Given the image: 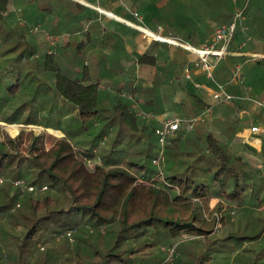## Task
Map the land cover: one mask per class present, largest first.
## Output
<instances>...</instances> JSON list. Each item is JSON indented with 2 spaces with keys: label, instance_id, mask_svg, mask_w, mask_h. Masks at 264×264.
<instances>
[{
  "label": "trees",
  "instance_id": "1",
  "mask_svg": "<svg viewBox=\"0 0 264 264\" xmlns=\"http://www.w3.org/2000/svg\"><path fill=\"white\" fill-rule=\"evenodd\" d=\"M17 1L27 3L23 6L25 22L11 11L15 0H0V77L25 73L27 83L35 86L37 95L42 93L40 89L45 94L57 95L75 112L65 134L55 137L49 146L46 141L51 134L47 130L21 128L12 137L0 125V171L16 162L13 169L21 174L11 179L24 178L36 186L22 197L24 206L19 216L11 213L20 201L19 188L12 185L16 203L0 202V214L14 216L11 228L0 232L3 238L0 264H155L165 256L162 246L171 244L184 232L199 236L185 241L197 250H189L181 242L173 264H264V244L259 245L262 233L227 236L222 242L223 250L199 249L213 244L209 237L215 222L226 220L235 208L242 207L244 197L250 195L246 189L255 187L251 195L257 193L259 207H264V181L255 180L256 176L264 177V172L255 169L242 155L231 152L215 133L185 130L178 132L169 149L176 152L180 143H192L194 149L188 154L196 155L194 163L168 173L162 162V171L159 170L153 164L158 155L154 145L156 123L138 116L134 109V98L140 93L141 84L131 85V99L123 101L121 89L115 93L104 89L101 83L106 75L99 71L101 75L95 77L96 72L85 62V44L90 42V32L96 30V25L92 31L87 25L91 18L89 9H93L76 0ZM249 16L248 12V33L252 34L256 14L251 19ZM47 19L52 21L50 34L55 36L69 30L75 37L74 46L69 41L58 50H51L47 32H32L33 27ZM27 22L31 24L30 31ZM262 23L264 20L260 18L257 25ZM82 30L88 39L76 38ZM240 32L231 48L246 37ZM66 51L72 54L67 64L61 56ZM168 58L169 64L156 73L152 85L141 89L139 96L150 97L148 102L144 101L145 105L175 94L172 79H182L177 69L180 65L184 68L188 56L174 48L169 50ZM4 61L8 63L6 68L1 65ZM106 62L107 73H113L110 59ZM138 62L152 67L161 64L159 56L146 52L139 54ZM232 62L230 56L223 65ZM20 79L9 87L10 95L17 96ZM162 82L167 86H162ZM190 82V86H185V102L172 104L199 112L204 103L197 94L196 81ZM243 106L240 101L235 102V108L240 110ZM251 119L248 123L259 122ZM0 121L17 120L15 117L3 120L0 115ZM244 121L237 119L231 124L241 127ZM46 127L57 124L48 123ZM116 127L119 128L113 137L111 131ZM136 135V141L131 142ZM139 144L141 148L132 149ZM23 167L25 172L36 171L37 176L28 179L22 173ZM167 169L170 170V163ZM205 174H214L218 193H213L203 181ZM214 196L220 200L210 208L209 201ZM202 209L210 216L202 215L199 212ZM69 228L75 229L73 242L68 237L59 239L57 233ZM245 240H249L250 246H243ZM189 258L192 260L186 261Z\"/></svg>",
  "mask_w": 264,
  "mask_h": 264
},
{
  "label": "crops",
  "instance_id": "2",
  "mask_svg": "<svg viewBox=\"0 0 264 264\" xmlns=\"http://www.w3.org/2000/svg\"><path fill=\"white\" fill-rule=\"evenodd\" d=\"M76 1L83 3L81 0ZM87 1L94 2V4H96L97 6L106 11H110L111 13H113V15L117 16H107L106 14L99 12L92 6L85 4L87 7L93 9H89L91 18L87 24L88 28H91L90 31H92L93 26L96 25V30L90 32V42H87L85 44L83 57L86 60L85 62L90 59L92 62H94L93 64L95 65H93V67L92 64H88V62L87 64L90 68H92L94 72H96L95 77L100 74V72H102L101 74L104 73V75L107 74L109 70L104 66L107 65L106 60L109 61L110 59L109 64L112 65L110 71H112L113 73L114 71L116 72V70H119L117 72L123 73L127 71V69L130 71L137 69V72L139 70L145 72L143 77H148L147 81L150 83V85H152V80L153 77L156 76V73L159 70L164 71L165 66L169 64V50L174 48L179 49V51H182L188 56V61L183 69L181 65L177 69L181 72L182 79H172L173 86L176 89L175 94L166 99H156L155 101H153V103L150 102V104L147 105L144 104V101L146 99L145 96H138L136 100L138 102L134 104V109L137 113L141 111H152L154 113L163 115L180 114L186 118L197 116L199 117V120L195 122L192 130H187L184 126L181 127V130H185L186 132L199 131L202 134L205 132H213L216 135L220 136L225 146L231 152L242 155L244 159L249 162V164L251 163L254 166L255 158H257L255 152L264 151V108H260L246 100H236L240 101L244 105L240 110L235 108L236 101L217 104L212 97V91L215 88V83L207 76H205V74H203L199 69L194 67L196 54L179 46L161 42L155 40L152 37L145 36L137 28L131 26L130 24L127 25L123 21H120V18L128 17L129 20H134L131 14L133 15L134 11L138 13L136 11L138 10L141 14L144 15L145 24L149 27V29L155 31L158 30L159 26H162L164 34L182 36L183 38L189 40L193 45L200 47L208 42L217 26L228 23L232 20L235 6L234 0H123V2H119L120 5L116 4L117 0ZM222 1L225 2L224 5L222 4ZM239 2L240 4L247 5V23L248 12L250 13L249 19H251L252 16L256 14V17H254L256 20V29L254 26L255 33L249 34L248 32L246 33L239 30L245 33L246 37L242 41H239L238 44L245 41V46L244 48H242L240 54H228L217 63L214 70L215 78L217 77L218 80H221L220 82L230 81L233 67L236 64L240 63L242 64L241 79L230 82V84L228 85V90L234 94H251L257 98L264 99V63L260 60L248 59V57L252 54H262L264 52V24L262 23L257 25V22L258 20H260V18H262V21L264 20V0H252L251 2H249V0H239ZM127 7L128 11L130 9L131 14L127 13ZM136 20L137 19H135V21ZM139 34H142L146 37V39H148L147 44L145 45L144 49H139L138 52H133L140 41L138 39ZM77 35L80 36V38L76 37L78 40L88 39L85 35V31L83 30L78 32ZM70 39L71 38L69 36V39L66 41V43L69 41L72 42V40ZM75 43L73 42V46ZM238 44L233 45L235 47L238 46ZM143 52L159 56V60L161 61V64L159 66H161V68H159V66L152 67L150 65H141L138 62V57L139 54ZM84 53L87 57L90 55L89 58H86ZM132 53H134L135 55L139 53L138 57L134 59L129 58V55H132ZM228 56L233 57V62L232 64L228 63L227 66H224L223 62H225L229 58ZM238 56L242 57V61H239ZM187 66H190L192 69L190 77H187L185 75V68ZM131 75H134V72L131 73ZM134 77L136 78V76ZM116 78L117 79L115 84L113 83V85H106L102 82V87L111 93H115L117 89H121L122 94L125 92L130 94L131 85L134 86L141 84L138 80L132 78L134 83L132 82L131 85H128L126 81L125 86V84L119 81V77ZM129 79H131V77ZM193 80L196 81V83L194 84L197 85V94L200 96L202 102L204 103V107L200 109L199 112L196 111L197 109H194L192 110V112H190L187 108H178V106L174 105H180L181 103L185 102L187 97L185 86H190L189 83H191L190 81L193 82ZM164 82H162V86H167V84H165ZM147 99L146 101L148 102L149 100ZM172 102L174 104H172ZM145 106L147 108H145ZM207 106H212V111L201 115L205 107ZM250 118H252V121L258 119L259 122L248 123L247 120ZM237 119L246 121H244L241 127L236 126L235 124H231L234 120ZM152 121L157 125V122L155 120ZM3 123V121H0V125H3ZM253 126H258L262 130L252 131L251 128ZM238 139H241L242 142L237 143ZM185 145L186 143H180L178 151L176 150V152L175 150L171 151V149H169V147L171 146L170 145L166 150L167 152L165 157L163 158V164H168L169 166L170 162L166 161L167 158H171L173 152H175V154L183 153L182 148L185 147ZM190 146L192 147V149L187 150V153L191 152V150L194 149L193 145ZM214 198L217 200L216 203H218L220 197L214 196L211 199ZM43 246L46 247L47 244L44 243Z\"/></svg>",
  "mask_w": 264,
  "mask_h": 264
},
{
  "label": "rangeland",
  "instance_id": "3",
  "mask_svg": "<svg viewBox=\"0 0 264 264\" xmlns=\"http://www.w3.org/2000/svg\"><path fill=\"white\" fill-rule=\"evenodd\" d=\"M84 4L86 5H90L93 8H95L96 10H98L99 12H102L104 14H106L107 16L110 17H117L115 15H111L109 14L110 11H106L104 9H102L101 7L97 6L96 4H94V2H90L87 0H81ZM119 2H123V0H117L116 4H119ZM27 4L26 2H19L17 0H15V2H13L12 6H11V11L12 13H14L16 15V18H18V20H22V21H27L25 16H24V11H23V6ZM21 9V11L19 10ZM127 13H130V9L128 11V7H127ZM136 12H133V15L131 14V16H136ZM142 17V20H144L145 23V19H144V15L140 13L139 16H137V20H129L128 18H120V21H123L125 24H130L131 26L134 27L133 24L138 25L140 24V19ZM52 19V16L49 17V20ZM123 19V20H122ZM48 19L46 20L45 23H42L33 27L32 32L38 34L39 32L45 31L47 32V40L49 41L50 45H51V50L54 49H59V45H64L66 43V41L69 39L70 36V40H72V42L74 41L75 37H73L70 33L69 30L64 31L58 35L52 36L50 34V28H51V24L52 21H49ZM125 20V21H124ZM51 22V23H50ZM23 23V22H22ZM29 24V22H27ZM54 23V22H53ZM28 30L30 31V27L31 24L27 25ZM136 28V27H135ZM50 34V35H49ZM77 38H80V36H76ZM82 37V36H81ZM138 39L140 40L136 49L133 50V52H138L139 49H144L145 45L147 44V40L145 36H143L142 34H139ZM135 47V46H134ZM6 48V47H4ZM137 53L136 55L134 53H132V55H129V58L134 59L138 57ZM71 52L66 51L63 52L61 54L62 59L64 61L65 64H67L70 60H71ZM84 55L86 56V54L84 53ZM6 55H4L5 57ZM90 56V55H89ZM89 56L86 58H89ZM88 64H92V67L94 62L90 60L87 61ZM1 65L3 67H7L8 63H6V61L2 62ZM137 66V65H136ZM137 68V67H136ZM19 70V69H18ZM136 70V71H134ZM133 71H130L127 69V71L120 73L117 72L119 70H116V72L114 71V73H107L105 74L106 76H103V80L102 82L106 85H110L113 83L115 84L116 82V77H119V81H121V83L125 84L126 86V81L128 85H131V83L134 81L132 80V78H135L134 76H136L135 80H138L141 83V89L144 90L145 86L148 87V85H150V83L147 81L148 77H143L144 73L143 71H138L137 69H134ZM134 72V75H131V73ZM143 72V74H142ZM136 74V75H135ZM138 75V76H137ZM131 79H129L130 77ZM21 77V79H20ZM7 78V79H6ZM27 75L25 73L22 74H15L12 78H9V74L7 75V77H5L4 79H2L0 77V115L2 116V119L4 120L5 117H15L16 118V123H9L6 121H3V125L2 127H4L7 132L14 137L17 132L21 129V128H26V130L29 129H35L37 132L40 130H47L49 132V134H51V137H49L46 141V145L49 146L53 141L55 137H61L63 136L65 133V129L66 126L68 125V123L70 122L71 119V115L75 112L74 109L66 102H64L60 97H58L57 95H52V94H45L42 89H40V91L42 93H39L37 95V93L34 92L35 90V86L34 85H30L27 80H29V78L27 79ZM16 79H20L19 81H21L20 86H19V90L17 92V96H12L10 95V86L15 83ZM131 80V81H130ZM130 88V87H129ZM141 89H140V93H141ZM39 91V92H40ZM140 93L137 94V96L140 95ZM143 93V92H142ZM44 96H43V95ZM137 96H135L134 98V102L135 104L138 102L137 100ZM13 97H15L16 99H14ZM130 94H128L127 92L125 93H121V98L123 99V101H128L127 99H130ZM150 98V97H149ZM148 98V99H149ZM146 100V99H145ZM20 103V104H18ZM58 105V106H57ZM58 107V108H57ZM19 108V109H17ZM141 118V117H140ZM143 119V118H141ZM146 119H150V118H146ZM152 120V119H151ZM28 121H31L32 123H27ZM50 123H54L57 124V127H50L47 128L46 125ZM119 127L114 128L111 131V136L115 137L117 134ZM130 134V132H128V135ZM136 137L137 135L132 138L131 142H135L136 141ZM109 139V137H108ZM106 139V140H108ZM241 139L237 140V143H241ZM142 144L136 145V146H132L133 150L139 149L141 148ZM155 147L158 148V153H159V148H160V144L158 141V137L155 133V142H154ZM190 145H193L192 143H186L185 147L182 148L183 153H179V154H175L173 152V155L171 158H167V162H170V170L167 169L168 166L166 167V164H164V169L165 172H171V171H180V170H184L186 167H188L190 164L194 163L195 159H196V155H190L187 153V150L192 149V147ZM167 152V151H166ZM258 153V154H257ZM166 155V153H165ZM255 155L257 158H255V162H254V168L256 169L257 167V163L261 162L264 158V151L262 152H255ZM28 162L29 161H25ZM16 163V162H15ZM15 163H13V166H11L10 168L8 167H4L2 171H0V176L4 178V182L0 185V202H2L3 200H5V202L8 200H10V205L16 203V198L14 197L15 195V189L12 188V181L14 179H11L12 177L16 176L15 174H21V171L17 172L15 169H13V167L15 166ZM204 162L202 161L201 164H203ZM92 164V163H91ZM26 165V164H25ZM15 168V167H14ZM24 170L22 171V173H26V176L28 179H33L35 176H37L36 171H29V172H25V168L23 167ZM29 169V168H27ZM167 169V170H166ZM33 170V169H31ZM257 175V174H256ZM255 175V176H256ZM186 176V175H185ZM184 176V177H185ZM196 178V177H195ZM255 180L263 182L264 181V177H262L261 175L256 176ZM208 186L210 187L211 191L213 193H218L219 192V184L216 183V180L214 179V174L212 175H208L205 174L204 175V180ZM5 184V186H3ZM255 187H253V189L248 188L246 189L247 193L250 194L248 195V197H244L245 199V203L242 205V207H238L237 209L235 208L236 211L233 212V214H230L227 216L226 220H218L217 222H215L214 226H213V231L210 234V242H213V244L211 246H204L202 245L200 249V251H205L207 250V248L210 249V251H217V250H223V248H225L224 246H222V242L224 241V238H226L227 236H232V234H234L235 236H256L262 233V239L261 241H259V245L261 246V244H264V207L260 208L259 207V202H258V194L256 193L255 195H251L252 192L254 191ZM252 196V197H251ZM19 201V200H18ZM23 201V198L20 199L19 202ZM217 200L211 199L209 201V206L210 208L215 207V205ZM24 203V202H23ZM22 204V203H21ZM23 204L20 207L14 206L11 209V213L14 214V216H19L21 209H23ZM264 206V205H263ZM202 215L204 214L205 217L209 215L208 211H204L202 209V211H199ZM14 216H8L7 213L4 214H0V232L5 233L7 231V229L9 230L11 228V224L12 221L14 219ZM65 238L64 236H61L60 239ZM203 238V237H201ZM199 238V239H201ZM194 239L188 240V241H192ZM71 241V240H70ZM242 241V240H241ZM249 240H245L243 244V246H250V244L248 243ZM63 242V241H62ZM59 242V243H62ZM183 244H186V246H188L189 250H197V249H193V247L190 245V243L182 241ZM181 243V244H182ZM0 244H3V238L0 235ZM63 244V243H62ZM180 244V245H181ZM182 244V245H183ZM258 245V246H259ZM256 247H257V243H256ZM197 248V247H196ZM208 249V250H209ZM198 252V251H197ZM199 253V252H198ZM191 261L192 258L186 259V261ZM139 264V263H136Z\"/></svg>",
  "mask_w": 264,
  "mask_h": 264
},
{
  "label": "built area",
  "instance_id": "4",
  "mask_svg": "<svg viewBox=\"0 0 264 264\" xmlns=\"http://www.w3.org/2000/svg\"><path fill=\"white\" fill-rule=\"evenodd\" d=\"M235 6L232 15V20L228 23L217 26L209 38L208 42L200 47L193 45L189 40L179 35H167L163 33L162 26H159L158 30H151L144 23L142 17L140 24L134 25L140 30L145 36L154 38L155 40L166 42L168 44L176 45L185 50L196 54L194 60V67L199 69L205 76L211 79L215 83V88L212 91V97L217 104H224L234 102L236 100H246L253 103L254 105L264 108V99L257 98L251 94H234L228 90L230 82L241 79L242 64H236L232 69V76L228 82H220L215 78V67L217 63L228 54H240L242 48L245 46V41L231 49V45L234 38L239 30L243 32L249 31V25L247 23V5L240 4L239 0H234ZM136 17L139 16L136 13ZM247 40V39H246ZM248 59L260 60L264 63V52L262 54H252ZM247 60V59H246ZM192 69L190 66L185 68V75L190 77ZM212 111V106L205 107L201 115ZM139 116L144 118H150L157 122L155 127V133L158 137L160 144L159 153L157 157L153 159V164L162 171V162L165 157L167 148L172 144L176 138L181 127H186L187 130H192L195 122L199 120V117L186 118L180 114H157L152 111H141L138 113ZM252 131H261L262 129L258 126H253ZM257 168L264 172V160L257 164ZM4 182V178L0 176V185ZM12 185L20 189V199L28 191L35 190L36 186L27 182L24 178H17L12 181ZM42 189H46L43 186ZM21 205V202L16 204L17 207ZM75 229L69 228L63 232L57 233L58 238L61 236L68 237L70 240L74 239ZM199 236L194 233L184 232L180 234L179 238L173 241L171 244L162 246L165 252L164 258L155 264H173L179 253V245L182 241L191 240L198 238ZM44 248V247H42Z\"/></svg>",
  "mask_w": 264,
  "mask_h": 264
},
{
  "label": "bare ground",
  "instance_id": "5",
  "mask_svg": "<svg viewBox=\"0 0 264 264\" xmlns=\"http://www.w3.org/2000/svg\"><path fill=\"white\" fill-rule=\"evenodd\" d=\"M109 14L113 15V13H111V12Z\"/></svg>",
  "mask_w": 264,
  "mask_h": 264
}]
</instances>
